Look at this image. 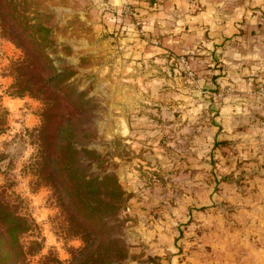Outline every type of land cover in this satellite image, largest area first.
Listing matches in <instances>:
<instances>
[{"label":"rangeland","instance_id":"rangeland-1","mask_svg":"<svg viewBox=\"0 0 264 264\" xmlns=\"http://www.w3.org/2000/svg\"><path fill=\"white\" fill-rule=\"evenodd\" d=\"M24 1L30 23L48 30L50 60L21 67L25 80L69 77L53 105L15 95L25 49L0 22V195L33 223L21 238L42 241L32 259L264 264V74L228 77L229 63L197 44L150 42L133 8L125 16L113 0ZM42 128L87 200L109 203L84 254L34 175Z\"/></svg>","mask_w":264,"mask_h":264},{"label":"trees","instance_id":"trees-1","mask_svg":"<svg viewBox=\"0 0 264 264\" xmlns=\"http://www.w3.org/2000/svg\"><path fill=\"white\" fill-rule=\"evenodd\" d=\"M23 2L25 3L24 0ZM23 8L22 0H0V22L3 24V30L18 46L25 49L26 54L25 60L20 61L16 67L17 76H15L13 85L15 95L29 94L32 97L45 99L48 102L47 106L53 105L54 101L61 97L64 98L67 87L65 82L69 77L65 75L62 81L64 83H55L60 73L55 74L52 70L50 82L44 81L41 74L31 75V78L25 80L27 73L22 72L21 67L38 70L39 60L43 61V64L50 60L43 50L44 42L47 40L45 32L48 30L31 24ZM45 86H49L50 92L44 88ZM46 129L42 128L40 131V154L35 157L32 163L33 172L38 181L49 182L53 188L69 223V232L79 236L85 243V246L78 250L79 253L84 254L92 237L94 238L96 232L101 230L99 220L101 215L106 212L109 203L98 199L96 202L99 203L95 204L87 200V192L71 178V165L67 160L65 162L56 156L54 139L51 138L52 143L49 140H44ZM60 171L64 172L56 177ZM116 189L119 192L117 184ZM111 206L115 207V204H111ZM32 228L33 223L18 211L17 206L0 195V264H64L53 255L44 256L37 261L32 259L43 249L41 240L32 239L27 244L21 240L22 236L32 231ZM77 259L74 263L68 264H87L85 261L79 263ZM86 259L91 258L87 256ZM97 261L92 259L91 264Z\"/></svg>","mask_w":264,"mask_h":264},{"label":"crops","instance_id":"crops-1","mask_svg":"<svg viewBox=\"0 0 264 264\" xmlns=\"http://www.w3.org/2000/svg\"><path fill=\"white\" fill-rule=\"evenodd\" d=\"M113 1L119 11L124 2L131 5L150 42L197 44L210 59L229 63L228 77L264 74V0ZM162 29L167 37L159 40Z\"/></svg>","mask_w":264,"mask_h":264},{"label":"built area","instance_id":"built-area-1","mask_svg":"<svg viewBox=\"0 0 264 264\" xmlns=\"http://www.w3.org/2000/svg\"><path fill=\"white\" fill-rule=\"evenodd\" d=\"M123 12L125 16L131 15L132 14V7L129 3L124 2L123 3ZM137 25L140 26V32H143V28L141 26V22L137 21Z\"/></svg>","mask_w":264,"mask_h":264}]
</instances>
